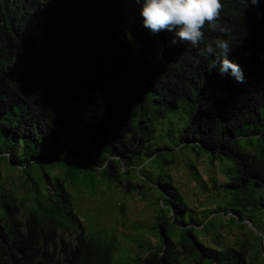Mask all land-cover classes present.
I'll return each mask as SVG.
<instances>
[{
    "label": "trees",
    "instance_id": "obj_1",
    "mask_svg": "<svg viewBox=\"0 0 264 264\" xmlns=\"http://www.w3.org/2000/svg\"><path fill=\"white\" fill-rule=\"evenodd\" d=\"M222 2L244 83L210 73L212 58L172 45L174 33L151 35L134 0H0V153H11L0 168L20 181L0 178V264H117L114 234L87 229L70 189L119 184L138 158L136 178L159 195L158 245L133 264H264L248 255L261 249L255 234L259 247L201 240L264 213V0ZM222 35L205 26L206 42ZM171 118L178 135L163 128L161 147L158 126ZM172 136L184 154L224 165L223 181L212 180L218 209L203 222L163 170Z\"/></svg>",
    "mask_w": 264,
    "mask_h": 264
},
{
    "label": "rangeland",
    "instance_id": "obj_2",
    "mask_svg": "<svg viewBox=\"0 0 264 264\" xmlns=\"http://www.w3.org/2000/svg\"><path fill=\"white\" fill-rule=\"evenodd\" d=\"M159 125L160 141L158 143L162 147L165 144V140L162 138L163 128L168 133L169 127L174 135H178L180 125L175 118L169 119L167 125L165 123ZM165 138L167 139V137ZM167 143L173 146L174 156L172 161L170 160L163 166V170L170 177L173 186L190 210L189 212L198 221L203 222L204 213L218 209V202L222 194L220 189L213 186L212 180L219 184L223 181L224 165L220 163L210 165L208 158L204 155L195 157L193 154H184L181 147L178 149L174 147L178 143L177 136L169 137ZM139 159L133 163L134 166H137V171L131 176L123 177L119 184L110 187L99 184L92 191L84 187L70 189L73 194L74 209L87 229L92 232L103 231L105 233L106 231L114 234L117 243L115 257L117 264H133L138 255L144 256L145 248L148 245H152L154 248L158 245L157 235L151 228L156 218V203L159 195L149 189L148 183L136 178V175L141 174ZM189 163L192 167L189 166ZM148 170V167L145 168V171ZM97 176L100 178V175ZM0 178L5 187L20 183L13 172L5 171L2 168H0ZM225 202H222L223 205ZM220 215L221 219L226 221L229 216L233 215V212L230 210ZM248 218V221L242 223L246 224L244 229L237 226H224L218 229L219 241H214L213 237L207 234L202 235L201 240L211 247H216L221 243L226 247H231L240 244L245 239L251 242L260 241L259 238H255V234L261 237V249L254 253L250 251L248 255H255L258 260L264 259V236L260 234L261 231H264V213L247 214L245 219ZM215 225L219 227V222H216ZM258 241L257 246L259 247Z\"/></svg>",
    "mask_w": 264,
    "mask_h": 264
},
{
    "label": "clouds",
    "instance_id": "obj_3",
    "mask_svg": "<svg viewBox=\"0 0 264 264\" xmlns=\"http://www.w3.org/2000/svg\"><path fill=\"white\" fill-rule=\"evenodd\" d=\"M140 7L142 26L151 35L162 31L174 33L172 45L186 42L198 49L200 57H211L210 73L215 71L221 77H231L238 83L245 82L243 68L230 59L231 40L226 38L230 29L220 26L223 9L222 0H134ZM247 8L259 7L260 0H244ZM258 18H262L258 13ZM217 36L212 42L205 41V26ZM201 45H203L201 47ZM250 54V53H249ZM260 59L264 60V54ZM10 152L0 153V158H10Z\"/></svg>",
    "mask_w": 264,
    "mask_h": 264
}]
</instances>
